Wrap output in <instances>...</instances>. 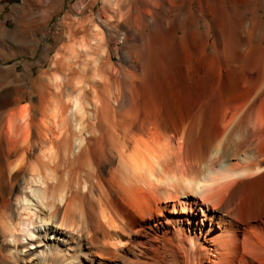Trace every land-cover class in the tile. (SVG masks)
Wrapping results in <instances>:
<instances>
[{
    "label": "bare ground",
    "instance_id": "6f19581e",
    "mask_svg": "<svg viewBox=\"0 0 264 264\" xmlns=\"http://www.w3.org/2000/svg\"><path fill=\"white\" fill-rule=\"evenodd\" d=\"M26 1L15 27L0 7V53L27 41ZM103 2L125 67L101 63L97 29L79 44L100 48L91 65L63 59L57 111L0 109V264H264V0ZM203 36L210 52L184 64Z\"/></svg>",
    "mask_w": 264,
    "mask_h": 264
},
{
    "label": "rangeland",
    "instance_id": "374dc122",
    "mask_svg": "<svg viewBox=\"0 0 264 264\" xmlns=\"http://www.w3.org/2000/svg\"><path fill=\"white\" fill-rule=\"evenodd\" d=\"M24 1L26 0H0V7H4V10L2 12V19L5 20L6 14H9L7 21V25L9 27H15L18 21L20 20V16H21L20 8H22V6L24 5ZM25 4H26V13H25L26 16L24 15L23 19L25 20H23V23L25 24L26 32L28 35L25 44L26 43L28 44L25 45L24 43L19 42V40H16L17 38H15L14 43L18 42V44L17 43L14 44V50H12V52H10V54L8 55L5 52L0 53L1 56L0 57V109L5 108L6 109L5 112L8 110L7 111L8 113L9 111L13 112V110L14 112L16 111L18 112L21 109H25L26 112H30L29 121L30 119H32L31 122H33L34 120L36 121L38 120L37 122L35 121L36 123H38L43 120L42 118L45 119L44 115L47 114L46 111L49 110L48 107H51L52 109L54 107L53 110L57 111L59 109L61 101L65 100V96H63V94L61 93V89H60L61 87L59 84L62 82L60 80L61 79L60 74L64 73L62 71L63 59L66 60L69 51L70 54L68 56V60L72 59L70 61L72 65H76V63L80 65L81 63H84L85 61H83V59L87 60V58H89V56L86 57V51L90 50L91 52H93L92 55L96 57L98 56V54H100L99 53L100 48H97L98 50L95 48L98 46H94L92 47V49L91 47H88L86 49L79 48L81 43H86V42L88 43V40L91 41L90 36L92 35L95 36L94 33L97 29H98L97 31L100 32L98 35L99 36L101 35L100 38H102L103 41L102 42L103 47L101 45L102 50L103 49L105 50L104 52H102L103 54L101 53L99 57L101 63L109 61L114 66H116L118 70L122 69V67H125V64L123 62L124 59L123 56L124 53L126 52V49L123 48V45L125 41L124 33L126 32V27L123 26V23H119L118 19L114 17L113 18L110 17L108 19L107 24L109 23L110 25L108 26L106 24L103 25L102 21L99 19L98 14H100V12L107 13L106 15L112 14V10H110L111 6L108 7L104 5L103 0H27ZM216 10L215 13L213 14L215 16H219L218 14H216L217 13ZM224 17L225 15L223 13H221V15L218 17L219 19L217 17H214L219 20V24H220L219 27H221L220 29L223 31L225 29ZM82 19H85L83 21L86 23H83V21H81ZM77 20H79V23H77L78 22ZM70 25L72 29L74 28L75 30L74 32L71 33L69 30L68 33L67 30L69 29ZM92 27L94 28V30ZM98 35L96 36L99 37ZM87 36H89V38ZM80 37L81 40H83L82 42L81 40L79 41ZM77 38L79 42L77 40L75 41H77L78 43L74 41V39ZM212 39H214V36H211L210 41H212ZM204 42H205L204 36L203 39H197V41H193V43H189L187 45L181 44L179 42V44L184 46V47L183 46L181 47V45L179 46L180 52L181 53L183 52L182 56L183 54H185L184 55L185 58L182 57L184 64L190 59L201 60L205 56V52H210L211 45L209 44L206 46L205 45L206 43ZM76 43L77 46L74 45ZM72 44L74 48L76 46V48L74 49L75 52H72L73 51ZM115 46H117V49L115 48ZM157 47L160 48L159 50L160 52H162V54L160 52L159 53L161 55L157 54V57H159V59L157 58L158 62L153 64L155 68L151 67L150 71L146 73V77L149 80H154L155 78L157 79L162 77V72H163L162 69L164 67V64L166 65V60L163 57L171 49H173V47L175 48V46H171V45L165 46L163 44L162 46L160 45V47L159 46ZM145 48H146L145 43L142 44V42H140L138 46L139 51L141 53L142 52L144 53ZM230 50L231 47L228 48V51ZM83 52L85 54H83ZM4 55L5 57H3ZM90 58L91 60L93 59L92 56H90ZM90 58L88 59L89 64L92 62V61L90 62ZM160 58H162L165 61L161 62L162 59L160 60ZM141 59H144L143 55L141 56ZM74 61H76L75 64ZM100 61H98V65L100 64ZM158 63L161 65H159ZM100 70L96 69L95 70L96 74L97 71L99 72ZM104 71L102 70L97 74L98 79L101 76L102 78L105 77L109 78L110 76L114 77L117 74L116 70H114L113 72H109L108 70H106L105 72ZM70 73H71L70 71L66 72L67 75L69 74L68 76H72L73 71L71 73L72 75H70ZM111 73H113V75ZM120 74H123V71H121ZM57 76L59 77V82H57L58 81ZM100 80L103 79L100 78ZM53 81L55 84L53 83ZM56 82L59 84H56ZM58 89L60 92H57ZM98 91L100 92L99 89ZM47 101L49 103H52L53 107L51 106V104L49 105ZM57 102L59 103L57 104L59 106L57 105L54 106V104H56ZM45 104L49 106H46ZM31 114L33 115L32 117ZM6 119L7 118L4 117L2 123L3 130H5L4 126H6L5 124ZM19 124L20 122L17 124V127ZM21 126L20 128L18 127V132L13 133L12 135H14L15 137L18 135V138L19 136L20 138L23 137L24 135L22 134L25 133L24 130L25 128L23 129V131L21 130L19 131V129L25 127V125L21 124ZM3 134L5 138H7V134L6 133ZM38 152L39 150H35L34 154L36 155L38 154ZM37 183L39 184L40 182ZM27 190L29 191L30 189L28 188ZM33 197L34 199H31L29 202L35 204L37 202V199L36 196ZM19 207H20V203L17 204V208ZM33 208H35L36 210L39 209V207L36 205L33 206ZM20 212L24 213L22 209L19 210V214ZM128 236L124 237V240L129 239L131 241L132 238L130 237L128 238Z\"/></svg>",
    "mask_w": 264,
    "mask_h": 264
}]
</instances>
